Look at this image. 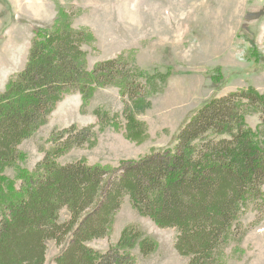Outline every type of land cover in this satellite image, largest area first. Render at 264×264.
Instances as JSON below:
<instances>
[{
	"label": "trees",
	"instance_id": "1",
	"mask_svg": "<svg viewBox=\"0 0 264 264\" xmlns=\"http://www.w3.org/2000/svg\"><path fill=\"white\" fill-rule=\"evenodd\" d=\"M71 19L59 8L48 28H35L23 68L0 91V264H44L48 240L61 246L56 264H138L132 249L146 256L157 242L134 223L104 251L88 245L110 234L125 196L156 226L174 229V248L188 257L186 264H221L227 241L240 234V213L264 201V93L249 86L209 98L179 128L172 147L117 165L84 158L61 163L106 126L143 140L146 125L136 111L149 106L148 95L169 75L133 67L122 53L88 68L81 46L94 37L73 28ZM246 55L261 58L254 45ZM112 86L123 103L119 114L95 109L94 123L53 128L33 167L18 166L25 158L19 144L46 122L57 100L78 92L85 106L95 89ZM253 112L261 116L255 128L246 122ZM8 167L12 178L4 173ZM64 209L68 216L61 220Z\"/></svg>",
	"mask_w": 264,
	"mask_h": 264
},
{
	"label": "rangeland",
	"instance_id": "2",
	"mask_svg": "<svg viewBox=\"0 0 264 264\" xmlns=\"http://www.w3.org/2000/svg\"><path fill=\"white\" fill-rule=\"evenodd\" d=\"M59 8L71 15L73 28H87L94 37L81 46L88 68L122 53L133 67L147 73L154 69L169 73L161 89L148 95L149 106L136 111L146 125L143 140H131L123 129L106 126L97 131L93 144L72 148L59 158L61 163L84 158L117 165L120 159L172 147L179 128L209 98L249 86L264 93V0H0V91L9 76L23 68L35 28H48ZM251 45L261 52L259 61L247 57ZM214 74L219 81L211 79ZM158 86L153 82V88ZM122 108L113 86L95 89L85 106L80 93L65 94L46 122L19 144L25 158L18 166L33 167L42 156L39 144L53 128L94 123L95 109L113 115ZM260 117L249 113L246 122L255 128ZM4 173L9 178L15 174L11 167ZM262 191L264 196V184ZM67 216L64 209L60 219ZM237 220L240 234L227 241L221 264H264V201L250 204ZM128 223L157 242L146 256L137 246L132 249L138 264L187 263L188 257L174 248V229L160 228L140 215L127 196L114 215L110 234L88 245L104 251ZM60 249L48 240L44 264H56Z\"/></svg>",
	"mask_w": 264,
	"mask_h": 264
}]
</instances>
